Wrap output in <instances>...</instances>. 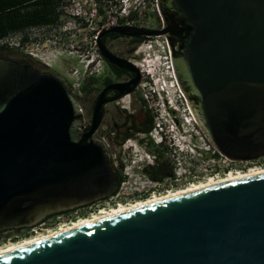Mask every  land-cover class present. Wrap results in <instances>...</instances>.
Segmentation results:
<instances>
[{
    "label": "water",
    "instance_id": "95a60500",
    "mask_svg": "<svg viewBox=\"0 0 264 264\" xmlns=\"http://www.w3.org/2000/svg\"><path fill=\"white\" fill-rule=\"evenodd\" d=\"M161 27L100 30L105 59L131 87L99 95L88 127L59 74L0 57V231L113 195L120 179L96 138L106 91L130 93L138 67L103 36H164L177 83L208 139L231 161L264 156V0H156ZM0 264H264V172L117 211L0 253Z\"/></svg>",
    "mask_w": 264,
    "mask_h": 264
},
{
    "label": "built area",
    "instance_id": "2783aa9c",
    "mask_svg": "<svg viewBox=\"0 0 264 264\" xmlns=\"http://www.w3.org/2000/svg\"><path fill=\"white\" fill-rule=\"evenodd\" d=\"M138 1L141 2V0ZM135 2L137 1L121 0L120 7L115 11L116 14L109 15L107 27L103 28L119 24L134 25L133 21H131V13L135 7ZM155 6L158 10L156 0ZM76 10L73 11L76 22L82 18L89 20V15L98 14L96 6L89 10H79L78 8ZM53 26L54 24L33 26L23 32L17 31L14 37L10 34L0 38V46H16L17 48H21L29 56L46 60L44 56L46 53L45 50L53 48L56 50L62 49L64 44H66L64 37H75L77 32H81V30L87 28L75 25L74 27H61L57 31L55 28H49ZM97 37L98 35L94 40L97 57L94 54L91 56L88 54L84 60L87 68L86 72L88 73L90 71L91 74H94L99 63L103 61V55L98 48ZM83 40L85 44L86 39L84 38ZM46 43L49 45L45 46ZM160 48L168 52V59L167 61L165 60V66L162 65L163 62L160 59V55L154 58L149 63L147 76L142 80L141 88L142 98L146 108L149 107L154 115L155 112H162L164 120H158V117L155 115L153 130L143 135L154 138L156 143L166 141L169 145H172L175 149L172 154L173 157H175V154L183 155L182 160L178 159L175 162L178 173L189 174L193 172L198 176L201 173L208 176H217L219 175V171L228 168L231 160L218 151L198 125L188 100L177 83L167 39L164 36L149 37L142 41L136 51H148L152 53L159 51ZM49 63L48 61L47 64ZM159 101H161V106L159 105L158 107V105H155L154 108V102L157 104ZM129 141L131 142V140ZM150 157L146 153L139 160L132 158L131 163L127 162L124 164L123 176L120 180L119 187L113 195L109 196V199L113 200V203L108 204L107 207L100 208L97 212L92 213V216L100 214L103 210L120 208L124 205L126 206L138 201L150 199L155 195H162L154 190L153 185L155 181L145 173L147 162L151 159ZM114 159V155L110 153L111 164H113ZM260 166L263 167V165H259L258 167ZM255 167L257 166L255 165ZM231 170H228V172ZM194 182L195 179L188 181L189 185ZM143 193H147L148 195L143 196V198L134 197L136 194Z\"/></svg>",
    "mask_w": 264,
    "mask_h": 264
},
{
    "label": "flooded vegetation",
    "instance_id": "af4514ba",
    "mask_svg": "<svg viewBox=\"0 0 264 264\" xmlns=\"http://www.w3.org/2000/svg\"><path fill=\"white\" fill-rule=\"evenodd\" d=\"M29 28L30 27L21 28L20 30H18V32L26 31ZM49 28L51 29L55 28L58 31L60 30L61 27H49ZM141 37L142 36L140 37H129V36L112 37V33H110V34L104 35L102 38L106 46L114 54L130 60L132 63H134L138 67L139 73H140V80L136 84V86H134L133 90L130 93L120 95L119 94L120 91L114 88H109L106 91V94H105L106 102L103 104V107H102V121L97 131L95 132V134L102 133L103 132L102 129L105 126L111 127L113 129V131H110L111 135L109 134V137L112 143L114 144V147H113L114 153L112 152V155H114L115 159L112 165H113V169L115 170V172L117 171L118 173H120L121 179L123 176V168L125 164L122 161L123 155H124L123 148L126 146V148H128L127 151L129 152L130 150L135 149L134 145L135 147L142 146L144 150L151 156L150 157L151 159H149L147 162L145 173L153 181H155L153 185V187L155 188L154 190L158 193H161L162 191L175 188L184 182H188L190 180L196 179L198 175L193 172L189 174H180L177 172L176 163L172 159H167V156H166L167 153L175 150L172 145H169L166 141H162L161 143H156L154 138L149 137V136L142 137L144 136L143 134L150 133L154 128L155 115L152 113V111H150L149 109H146L145 111L138 110L135 108L130 109V110L124 109L123 101L125 99L129 100L130 107L131 105L134 106L136 102L141 101L140 94H142V91L140 89V86L144 78V73H143V69L138 64L139 62L135 60L136 58H140V55H134L135 50L133 49V47L138 43L137 39H133V38H141ZM64 38L66 39L67 37H64ZM121 39H126L127 44L133 45V47H129V49L116 48L117 42L120 41ZM46 45H49V44L46 43L45 46ZM19 51H21L24 55H22L20 58H17V60L27 61L39 70L52 71L62 76L59 73V70L58 71L52 70L53 68L52 63L47 64L48 61L46 60H41L39 58L29 56L25 54L21 48H19ZM103 62H104L103 66H104L105 73L104 75L97 77L98 87L96 89L97 93L93 99V111H94V105L99 95L102 93V91L105 88H107L108 86L114 83H122L124 84L125 87H131L132 86L131 82L136 78V73L134 71L120 68L118 66H117L118 69H116L111 66V63L107 59H105L104 56H103ZM92 117H93V114H92ZM92 117H91L90 123L92 121ZM107 121L110 122V125L106 123ZM90 123L87 124L88 127L90 126ZM150 125H152L153 128L151 130H147V128ZM129 140H131V142ZM129 143L132 145L131 149H130L131 146L129 145ZM255 165L256 166L264 165V156L256 160L230 161L228 168H226L225 170H221L218 173L224 174L223 177H225L229 174L228 170L230 169H232L233 171H238V170L233 169L234 167L242 166V169H248L249 167H252ZM170 192L171 191L169 190L165 194L155 195V196L161 197V196L167 195ZM174 192H177V190H174ZM145 195H148V194L147 193L136 194L134 197L143 198V196ZM108 199L109 197L99 199L89 204H86V205H83V206H80V207H77L71 210L51 214L48 217H46L43 221H41L39 224L32 226V227H22V228H14V229H7V230L0 231V242L3 239L17 240L23 237H25L26 239L35 237V236H32V237L27 238L28 236H31L34 232H38L40 229H44L45 227H48L53 224H57L61 221L68 220L72 222V221H77V219L81 220L83 218H91L94 216V215L92 216V213L97 212L100 208L107 207L108 204L113 203V200L111 199L108 200ZM142 201H146V200H142ZM138 202H141V201H138ZM136 203H132L130 205H133ZM130 205H126V207Z\"/></svg>",
    "mask_w": 264,
    "mask_h": 264
},
{
    "label": "rangeland",
    "instance_id": "374dc122",
    "mask_svg": "<svg viewBox=\"0 0 264 264\" xmlns=\"http://www.w3.org/2000/svg\"><path fill=\"white\" fill-rule=\"evenodd\" d=\"M135 7L133 9V12L131 13V21H133L134 25H142V26H147V27H152V28H157L161 27L162 25V19L161 16L155 6V0H141L139 2L138 0H135ZM121 0H61V7H62V14L60 20L54 24L55 27H74L75 25L78 27H87L85 30H81V32H77L75 37L69 38L67 37L66 39L64 38V41L66 44H64V47L62 49H50V50H45V57L46 60L49 61L50 63L53 64L52 70L58 71L62 75L61 77L66 80V82L71 86L72 90L78 97V99L81 102V105L84 109V115L86 119V124L90 123L92 114H93V99L97 93V83L98 79L97 77H100L104 75V66H103V61L99 63L97 66L94 74H91L90 71L87 73L86 72V65H85V58L87 57L88 54L90 56L94 54V56L97 57L96 55V47H95V38L98 35L99 31L101 29H104L103 27H107L108 23V17L109 15H114L116 14L117 8L120 7ZM94 6L97 7L98 9V14L96 15H89V20H86L84 18L77 20V22L74 20L73 16V11H77L76 9L78 8L83 9V10H89L92 9ZM75 8V9H73ZM53 26V27H54ZM17 32L12 33L11 36H15ZM85 40V44L83 43V39ZM142 43V42H141ZM140 43V44H141ZM140 44H136L134 47L133 45H128L126 39H121L120 41L117 42L116 48L118 49H123L129 47H133L134 55H140V58H136L137 62H139V65L143 69L144 73V78L147 76V70L149 69V63L153 61L154 58L159 57L163 62L162 65L165 66V60L167 61L168 59V52L163 51V49H159L157 52H148V51H139L137 52V47ZM53 45V44H52ZM59 50V51H58ZM0 53L5 54L9 58L17 59L20 58L22 55H24L21 51H19V48L16 46H0ZM156 53V54H155ZM158 55V56H157ZM97 61V60H96ZM140 89L142 91V88L140 86ZM141 95V101L136 102L134 106L131 105L129 100H124V109H138V110H143L145 111L146 108L145 102L143 101L142 94ZM129 99V98H127ZM160 102V103H159ZM157 102L155 104L154 102V108L155 105L161 104V101ZM161 106V105H160ZM155 115L158 117V120H164L163 118V113L162 112H155ZM107 124L110 125V122L107 121ZM102 133H96L94 136L98 139L103 140L109 148L110 153H114V144L112 143L109 134L111 135L110 131H113L111 127L105 126L102 129ZM146 137V136H142ZM129 145L132 147V145L129 143ZM130 147V149H131ZM134 150H130L129 152L127 151L128 148L126 146L123 148L124 150V155H123V162L127 163L133 160H139L141 156L146 155V151L142 146L135 147ZM169 152V151H168ZM174 151H171L167 153V159H172L174 162H177V160H182L183 155H178L175 154V157H173ZM134 156V157H132ZM242 165V164H240ZM260 168H264L260 167ZM233 169L235 170H243L247 171L248 169H242V166H237L234 167ZM224 174L220 173L216 177H223ZM205 175L204 173L199 174L198 178L195 179V182H202L206 181L209 179L211 176ZM213 176V175H212ZM207 177V178H206ZM194 182V183H195ZM189 186L188 182H184L181 185L169 189L171 190H179L183 189L185 187ZM168 190L162 191L160 194H165L167 193ZM79 219H77L78 221ZM75 221H61L57 224L50 225L48 227H45L44 229H40L38 232H34L31 236H37V235H42V234H47L50 233L51 231L57 230L61 228L62 226L71 224ZM26 239L25 237L20 238V239H3L0 242V247H5L7 245H10L12 243L20 242L22 240Z\"/></svg>",
    "mask_w": 264,
    "mask_h": 264
},
{
    "label": "trees",
    "instance_id": "16d2710c",
    "mask_svg": "<svg viewBox=\"0 0 264 264\" xmlns=\"http://www.w3.org/2000/svg\"><path fill=\"white\" fill-rule=\"evenodd\" d=\"M61 6V0H0V38L15 33L24 27L56 24L63 12ZM119 36L122 35L112 33V37ZM148 38L142 36L133 39H137V44H139ZM0 57L9 58L3 53H0ZM111 66L118 69L114 64ZM152 128L150 125L147 130ZM116 174L121 179L120 173L116 171Z\"/></svg>",
    "mask_w": 264,
    "mask_h": 264
},
{
    "label": "bare ground",
    "instance_id": "6f19581e",
    "mask_svg": "<svg viewBox=\"0 0 264 264\" xmlns=\"http://www.w3.org/2000/svg\"><path fill=\"white\" fill-rule=\"evenodd\" d=\"M260 167H262V166H260ZM260 167H258V166L257 167L252 166L247 171H241V170L233 171V170H231L229 172V174L227 176H225V177H215V176H211L206 181L195 182V183L189 185L185 189H182V190L179 189V190H177V192H174V191L171 190L170 193H168L167 195L161 196V197L160 196H155L154 198H151L149 200L141 201V202H138L136 204H133V205H130V206H127V207L124 205V206H121L120 208H115V209H112V210H104L101 214H98V215L96 214V215H94L91 218H83L81 220H78V221L73 222L72 224H68V225L62 226L61 228H59L57 230H54V231H51L50 233L42 234V235H37V236L32 237V238H29V239H24L21 242L12 243V244L7 245L5 247H0V253L1 252H4V251H7V250H10V249H13V248H15V247H17V246H19L21 244L28 243L30 241H34V240H37V239L46 237V236H48L50 234H53V233H56L58 231L65 230L66 228H69V227H72V226H75V225H78V224H81V223H84V222H87V221H90V220H93V219H96V218H99V217H103L105 215H108V214H111V213H115L117 211H122V210H125V209H128V208H132V207H135V206H139V205H142V204H145V203H149V202H152V201H155V200L164 198V197H168V196H171V195H175V194H178V193H182V192H185V191H189V190H192V189H196V188H199V187H203V186H206V185H210V184H213V183H217V182H221V181H225V180H229V179H234V178H238V177H242V176H247V175H251V174H255V173L264 172V168H260Z\"/></svg>",
    "mask_w": 264,
    "mask_h": 264
}]
</instances>
